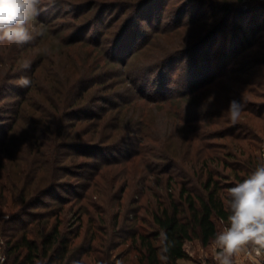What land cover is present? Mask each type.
Instances as JSON below:
<instances>
[{
  "label": "rangeland",
  "instance_id": "374dc122",
  "mask_svg": "<svg viewBox=\"0 0 264 264\" xmlns=\"http://www.w3.org/2000/svg\"><path fill=\"white\" fill-rule=\"evenodd\" d=\"M114 2L42 0L34 24L43 34L22 47L0 44V83L14 78L0 89V257L12 234L38 238L58 224L78 241L99 216L103 227L114 218L147 231L152 210L183 182L203 196L209 170L224 186L250 157L264 161V66L236 71L264 0L235 3L259 19L246 27L233 15L216 35L208 0H152L139 18ZM31 72V86H18ZM232 100L243 105L235 124ZM194 172L201 179L182 181ZM128 244L114 250L123 252L117 264L134 257ZM210 246L184 242L196 261Z\"/></svg>",
  "mask_w": 264,
  "mask_h": 264
},
{
  "label": "trees",
  "instance_id": "16d2710c",
  "mask_svg": "<svg viewBox=\"0 0 264 264\" xmlns=\"http://www.w3.org/2000/svg\"><path fill=\"white\" fill-rule=\"evenodd\" d=\"M114 1L113 7L121 9V14L130 10V12H133L134 18H139L143 14V9L147 3L152 0ZM239 1L208 0L209 3L214 4V12L209 16V19L214 18L216 20V24L210 31L211 35H216L223 29L226 31L228 22L233 15H236L243 23L248 24L246 27L251 26L256 21L257 17L255 15L258 9L256 11L241 10L235 5ZM208 2H205V4ZM259 9L261 10L262 8ZM251 14L253 15L252 19L250 22H247L245 19ZM132 25L133 22L127 26L125 25L124 29H129ZM247 29H249L251 34L249 33V36L246 37L247 39L244 38L247 41L244 49L252 48L245 54L242 62H240L236 69L240 73H246V71L256 66H264V19L262 18V21L256 26ZM239 30L242 31V27ZM30 74V79L32 80L33 72ZM12 79L14 78L5 77L3 82L0 83V89L2 90L3 84L8 83ZM83 83V81H80L73 87V90L75 89L77 93V96L74 98L75 105L80 103L77 100L81 99L84 95L86 88L82 87ZM26 93L28 95V90H26ZM26 98V96L21 97L22 100H26ZM66 107L67 105L64 103L62 112L66 110ZM18 108L20 109V106ZM16 112L15 110L14 113ZM250 159L252 157L247 160L246 170L241 168L243 175L237 174L239 172L237 170L233 176L235 182H230L224 186L212 176L211 170H209L205 180L201 181L204 192L203 196L195 193L194 189L186 188L184 186L185 182H183L177 193V198L169 193L167 195L168 204L164 206L161 203L155 210H152L147 231L140 230L137 227L129 230L124 223L117 226L118 221L114 218L110 220L107 227H103L102 224L105 221L101 216L97 217V220L92 218L87 220L88 229H86V233L82 239L78 241H76L78 237L77 232L61 231L58 224H54L50 230L38 238L28 235L30 232L23 230L19 236L12 234L7 238L5 248L6 263L117 264L118 259L123 257V252H121L122 254L114 255V250L120 244H123L124 241H129L128 245L134 250L135 254L130 260L131 263L128 261V264H161L157 258V253L159 251V232L163 230L167 232L169 240L174 244L169 253L168 264H178L179 259L189 258L188 253L184 249V242L197 239L201 245L207 246L211 243L215 233L219 231L216 221L223 224L226 223L228 213L222 203V196L226 194V188L233 186L236 182L242 181L261 162V158H259L258 163L254 165L250 162ZM214 160H219V158H215ZM220 161L223 162L221 159ZM196 173L192 174L193 177L185 174L182 181H190L192 180L191 178H195V175H197L198 179H201V174ZM51 193L52 190L49 189L48 195ZM125 221L127 220L125 219ZM123 233L125 234L124 237H122Z\"/></svg>",
  "mask_w": 264,
  "mask_h": 264
},
{
  "label": "clouds",
  "instance_id": "9594fccd",
  "mask_svg": "<svg viewBox=\"0 0 264 264\" xmlns=\"http://www.w3.org/2000/svg\"><path fill=\"white\" fill-rule=\"evenodd\" d=\"M51 2V0H49ZM42 0H0V44L22 47L42 35L34 21L40 15ZM31 62L25 60L23 69ZM17 85L28 88L32 80L21 76ZM243 105L235 100L226 110L232 124L242 115ZM222 203L228 215L224 227L211 241V258L215 264H264V161L242 181L226 188ZM157 258L168 264L174 246L166 231L159 232ZM206 256L202 264H206Z\"/></svg>",
  "mask_w": 264,
  "mask_h": 264
},
{
  "label": "crops",
  "instance_id": "0c3cea01",
  "mask_svg": "<svg viewBox=\"0 0 264 264\" xmlns=\"http://www.w3.org/2000/svg\"><path fill=\"white\" fill-rule=\"evenodd\" d=\"M185 249V251L187 252V253H189V251L188 250H186V248H184ZM211 250L209 249V250H205L203 253H204V255H205V253H207V256H206V258H209V261H206V264H215V262H214V260L211 258V252H210ZM209 252V253H208ZM189 255V254H188ZM205 257V256H204ZM202 259V258H201ZM178 264H202V260H200V261H196V260H193V259H191V256L189 255V258L188 259H179L178 260Z\"/></svg>",
  "mask_w": 264,
  "mask_h": 264
},
{
  "label": "built area",
  "instance_id": "2783aa9c",
  "mask_svg": "<svg viewBox=\"0 0 264 264\" xmlns=\"http://www.w3.org/2000/svg\"><path fill=\"white\" fill-rule=\"evenodd\" d=\"M0 264H6V257L5 256L0 257Z\"/></svg>",
  "mask_w": 264,
  "mask_h": 264
}]
</instances>
